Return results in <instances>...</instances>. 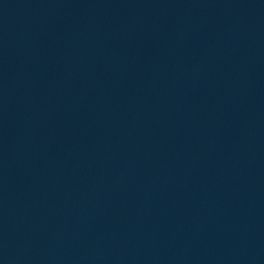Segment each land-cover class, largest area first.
Listing matches in <instances>:
<instances>
[{"label":"water","instance_id":"water-1","mask_svg":"<svg viewBox=\"0 0 264 264\" xmlns=\"http://www.w3.org/2000/svg\"><path fill=\"white\" fill-rule=\"evenodd\" d=\"M0 264H264V0H0Z\"/></svg>","mask_w":264,"mask_h":264}]
</instances>
